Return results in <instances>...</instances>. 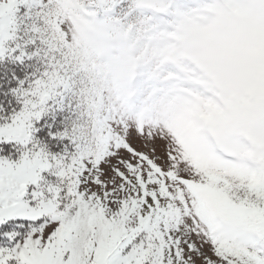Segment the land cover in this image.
Instances as JSON below:
<instances>
[{
    "label": "snow or ice",
    "instance_id": "snow-or-ice-1",
    "mask_svg": "<svg viewBox=\"0 0 264 264\" xmlns=\"http://www.w3.org/2000/svg\"><path fill=\"white\" fill-rule=\"evenodd\" d=\"M0 264H264V0H0Z\"/></svg>",
    "mask_w": 264,
    "mask_h": 264
}]
</instances>
